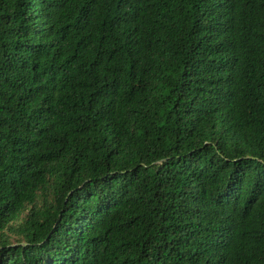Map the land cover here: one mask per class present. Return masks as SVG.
<instances>
[{
  "label": "trees",
  "instance_id": "1",
  "mask_svg": "<svg viewBox=\"0 0 264 264\" xmlns=\"http://www.w3.org/2000/svg\"><path fill=\"white\" fill-rule=\"evenodd\" d=\"M0 264H264V0H0Z\"/></svg>",
  "mask_w": 264,
  "mask_h": 264
},
{
  "label": "water",
  "instance_id": "2",
  "mask_svg": "<svg viewBox=\"0 0 264 264\" xmlns=\"http://www.w3.org/2000/svg\"><path fill=\"white\" fill-rule=\"evenodd\" d=\"M25 244V243H24Z\"/></svg>",
  "mask_w": 264,
  "mask_h": 264
}]
</instances>
